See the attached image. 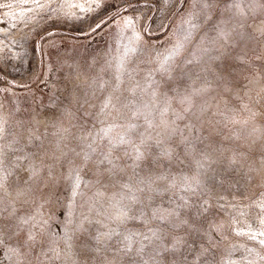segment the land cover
<instances>
[{
  "label": "rangeland",
  "instance_id": "rangeland-1",
  "mask_svg": "<svg viewBox=\"0 0 264 264\" xmlns=\"http://www.w3.org/2000/svg\"><path fill=\"white\" fill-rule=\"evenodd\" d=\"M226 2L211 11L229 38L204 24L168 81L157 63L183 40L190 0H0V264H264V0H241V10ZM121 61L131 76L118 81ZM150 75L161 81L155 99L144 91ZM173 86L179 93L168 91ZM188 94L191 112L176 120L175 135L164 133L160 121L174 119L171 110L161 115L166 95ZM131 104L144 114L133 119ZM129 121L152 139L140 167L132 158L138 135L128 155L113 153L121 183L145 188L121 223L113 205L127 190L107 173L98 183L95 160L110 147L103 130L111 126L118 139ZM76 169L90 183L74 197L68 177ZM150 169L168 177L152 185L159 194L140 184ZM157 208L178 216L165 212V224L152 215ZM112 229L137 234L132 252L121 237L102 235ZM157 229L162 239L149 244L144 235ZM17 245L22 257L8 251Z\"/></svg>",
  "mask_w": 264,
  "mask_h": 264
},
{
  "label": "snow or ice",
  "instance_id": "snow-or-ice-1",
  "mask_svg": "<svg viewBox=\"0 0 264 264\" xmlns=\"http://www.w3.org/2000/svg\"><path fill=\"white\" fill-rule=\"evenodd\" d=\"M37 4L39 5V0H36ZM255 2V0H254ZM181 5L183 4V0H180ZM220 0H190V7L191 11L188 12L187 18L185 19V25L186 27L182 28L183 32V40L177 41L176 44L173 45L172 48L166 49V52L164 54H161L162 58L157 63L156 71L164 78H166L168 81L172 79L171 73L174 71L176 67L175 61L178 59L180 55L183 54V51L185 49L186 43H190L193 39H195L196 32L199 31L201 27H203L204 24H208L209 21H212V9H215L219 6ZM225 8L227 9H242V3L241 0H230V2L225 3ZM239 14L243 15L244 13L242 11L239 12ZM131 24V21H129V25ZM225 24V21H223L221 18H217V20L212 21L210 28L211 30L216 32V35L223 40H227L229 36L231 35L229 32L225 30L222 25ZM139 38V37H137ZM215 38H213V41ZM210 51L209 48H204L203 53L207 54ZM201 60H203V55L200 57H197L195 60H189L186 61L187 64L192 63H199ZM117 71L120 73L119 76L116 77V79L119 81L121 80V77L125 74L131 76L130 73H128L127 68L123 61L118 63ZM149 83L147 87L144 89V91H147V89H152L151 96L153 99H155L159 94V88L161 86V81L156 80L154 77L149 76ZM155 85L156 87H153ZM169 92H176L179 93V90L175 88L174 86L169 88ZM133 94H135L133 90ZM175 100L177 104H179L182 108V111H178L176 108L172 106V101ZM111 103V97H108L105 100L104 103V109H107L109 104ZM187 105V106H185ZM125 107H129L132 113V118L135 119L137 116L143 115V111L140 107H138L135 104L126 105ZM145 108L148 106L145 105ZM193 107V99L192 95H182V96H173L168 97L166 95L165 101H164V107L160 109L162 116H167L169 110H171L172 116L174 119L172 120V125L170 126L168 121L161 120L160 124L163 127L164 133H170L172 135H175L177 131V127L175 126L176 120H183L185 118V114L191 112ZM147 120V117H145ZM123 127L124 125H119ZM152 121H147V127L148 129H151L153 127ZM127 127V134L125 136H120L118 139H114L111 137L112 127H108L105 130H103V137L105 140L109 142V150L107 152H101L100 158L95 160V164L97 165V171L94 173L98 176L97 182H101L105 179V174L107 173V179L110 181H113L117 184H120L121 188L126 189V192H122L120 194V199L117 201L116 204L113 206L117 208V212L115 215V220L123 223L126 220L130 218L129 213L133 210V207L137 204L142 203L140 200V197H138L135 194V191L144 192L145 188L139 187L136 188V190H133V186L129 183H121V180L123 179L122 176H119V173L116 172L117 165L115 164L116 159H120V156L113 157V153L116 152L118 149L124 150V155H128V147L134 145V136L133 134H136L140 138V145H136L132 148V158L136 162V167H140L141 164H143L147 160V156L145 155V151L151 146L149 144V141H151L152 137L147 133V130L145 131H139L140 125L136 123H132L129 121L126 125ZM0 132H3V128L0 127ZM159 143V142H157ZM141 145L144 146V150L141 149ZM89 148H91V145H89ZM0 154H2V150H0ZM96 154V149H92L91 152L85 153L83 156V162L84 167H87L90 162L93 161V157ZM79 155V154H78ZM162 158L171 161L172 154L165 150L161 154ZM27 159V158H25ZM3 164V161L0 160V165ZM103 166V167H101ZM28 169L30 172V175L35 177L39 175V169L32 163H29ZM120 172H123V169H120ZM136 175H139V173H136ZM5 177H0V187L4 186L5 183ZM69 180H71V189L73 196L77 195V190L80 188L81 184L83 183L85 186L90 183V181L82 180L80 176V170L76 169L74 170L68 177ZM168 179L167 176H153L151 174V169L149 173L145 176V178L140 180L141 185H146L149 191L156 192L159 194L158 188H153V184H157L160 180H166ZM181 183H188V178L184 177ZM198 183V182H197ZM177 184L175 181H172L170 184V187L174 188ZM190 187V183H188V186L184 188V191H188ZM21 195H25V193H21ZM125 200L128 201L127 204H125ZM165 212H167L168 216H178V213L173 210H161L157 208L155 211H153L152 215L155 216L157 219L161 220L165 224L168 223L167 217L165 215ZM2 219V218H0ZM21 223L27 224L29 223V220H21ZM2 231V230H0ZM240 234V233H238ZM104 237H106L108 240L113 239V237L119 236L122 238V243L124 244V249L127 252L133 251V245H135L137 241V234L136 233H121L119 231H116L115 229H112L106 233L102 234ZM144 235V234H141ZM261 236H264V231L260 233ZM29 236L31 239H34V237L31 236V233H29ZM252 239H255V237H251ZM96 243H100V237L94 238ZM144 239L149 241V244H151L154 241H160L162 239V235L160 231L153 230L151 232V235H144ZM139 243H143V241H139ZM261 244H264V240L260 241ZM3 242L0 241V245H2ZM22 247L23 245H17L8 248V251L17 257H22ZM144 251V248L141 247L138 250V255L142 254ZM22 264V261H21Z\"/></svg>",
  "mask_w": 264,
  "mask_h": 264
}]
</instances>
